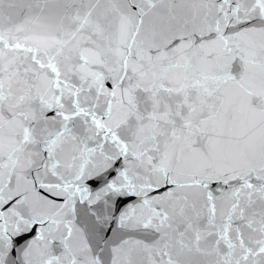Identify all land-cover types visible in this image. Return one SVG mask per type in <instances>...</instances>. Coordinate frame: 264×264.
I'll return each mask as SVG.
<instances>
[{"label": "snow or ice", "instance_id": "snow-or-ice-1", "mask_svg": "<svg viewBox=\"0 0 264 264\" xmlns=\"http://www.w3.org/2000/svg\"><path fill=\"white\" fill-rule=\"evenodd\" d=\"M0 264H264V0H0Z\"/></svg>", "mask_w": 264, "mask_h": 264}]
</instances>
